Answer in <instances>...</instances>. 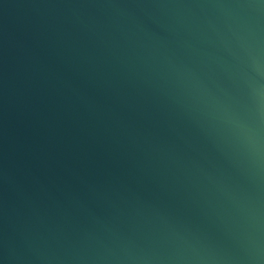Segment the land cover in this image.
I'll list each match as a JSON object with an SVG mask.
<instances>
[{"label":"water","instance_id":"water-1","mask_svg":"<svg viewBox=\"0 0 264 264\" xmlns=\"http://www.w3.org/2000/svg\"><path fill=\"white\" fill-rule=\"evenodd\" d=\"M0 264H264V0H0Z\"/></svg>","mask_w":264,"mask_h":264}]
</instances>
